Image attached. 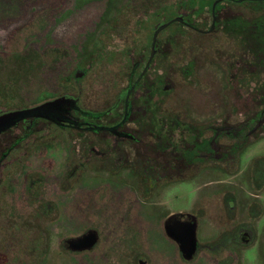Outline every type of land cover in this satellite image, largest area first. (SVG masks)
Masks as SVG:
<instances>
[{"label":"rangeland","instance_id":"rangeland-1","mask_svg":"<svg viewBox=\"0 0 264 264\" xmlns=\"http://www.w3.org/2000/svg\"><path fill=\"white\" fill-rule=\"evenodd\" d=\"M181 1L21 0L9 5L0 0V111L31 108L65 95L80 96L83 108L88 110L112 108L126 90L131 70V63L123 56L124 47L132 45L135 30L144 23L139 39L150 48L154 27L164 16L172 17L168 7L180 5ZM213 1H205L201 16L189 14L191 23L202 31L212 25ZM251 6L257 5L224 3V9L217 14L221 26L214 34L173 26L162 33L164 56L149 73L152 81L162 80V86L172 88L157 100L160 118L179 119L200 132L221 120L229 119L231 124L243 120V101L255 83L249 77L241 79L236 63L252 52L245 37L242 45L239 30L222 23L238 22L240 16L246 25L259 22L264 11H255ZM174 11L183 13L185 9ZM93 54L101 59L83 78L85 89L81 94L76 89H66L63 80L84 68ZM191 63L194 77L186 79L183 69ZM241 85L243 89H239ZM68 136L58 131L55 139L40 141L22 157L17 173L5 184L12 213L25 223L36 216L38 207L52 205V253L40 264H139V260L146 264H186L178 245L166 237L160 217L136 222L145 226V232H141L138 227L128 228L123 217L126 213L114 208L119 198L124 200L121 204L133 197L138 200V191L131 190L134 196L127 187L143 181L140 169L135 173L90 169L71 174L70 162L75 157L73 147L69 152ZM259 150L264 154V144ZM233 166L232 174L222 164L212 173H184L182 183L167 194V200L193 213L196 204L214 197L212 187L217 184L211 182L243 183V153ZM30 181L40 182L34 194L27 189ZM201 222L206 227L210 223L207 216ZM89 229L99 233L96 249L69 255L62 246L64 239ZM209 235L205 228L198 236L204 244ZM200 262L208 263L206 254L201 255Z\"/></svg>","mask_w":264,"mask_h":264},{"label":"flooded vegetation","instance_id":"flooded-vegetation-1","mask_svg":"<svg viewBox=\"0 0 264 264\" xmlns=\"http://www.w3.org/2000/svg\"><path fill=\"white\" fill-rule=\"evenodd\" d=\"M224 3L243 4V0H214L210 6L212 25L207 31L191 23L189 15L201 16L206 6L192 10L185 8L181 2L180 5L172 4L168 7L171 8L172 17L165 19L164 16L153 29L150 48L139 39L141 28L145 27L141 23L135 30L132 45L124 47L123 56L131 63V70L126 90L119 95L112 108L105 111L88 110L83 108L80 96L65 95L47 101L58 100L47 110L51 112L50 118L20 120L0 133V264H40L50 259L52 205L46 204L44 209L38 207L36 216L25 223L18 214L12 213L5 197V184L10 176L17 173L22 157L28 155L40 141L55 139L58 131L69 135L68 147L70 150L74 148L71 174L77 171L86 173L90 169L117 174L123 171L135 173L137 168L140 169L144 175L143 181L127 187L130 191H138V200L133 197L121 204L124 200L119 198L114 203V208L126 213L123 217L128 221V228L138 227L145 232V226H139L136 222H145L150 216H157L163 220L166 237L175 242L167 235V222L173 226L196 220L198 249L193 260L185 261L175 242L184 263L201 264V255L206 254L207 264H264V154L259 150L264 144V18L252 25H246L242 16L238 22L222 23L234 31L239 30L242 45L245 37L252 52L236 63L241 79L249 77L255 83V88H251L252 93L247 94L243 101L246 112L241 121L231 124L229 119L221 120L219 124L208 125L200 132L199 128L179 119L160 118L157 100L172 88L166 84L162 86V80L152 81L149 74L164 56L163 32L173 26L188 27L200 34H214L221 26L217 14L224 9ZM251 7L255 11H264V5ZM177 8H183L185 12L175 14ZM175 19L179 21L170 23ZM166 24L169 25L157 37L155 54L150 62L154 33ZM100 59L98 54L89 56L87 67L78 68L63 80L65 88L76 89L81 94V90L85 89L82 86L83 78ZM183 76L186 79L194 77L193 63L183 69ZM239 89H243V85ZM24 109L30 108L16 110ZM16 110H2L0 116ZM69 152L72 153V150ZM242 153L243 183L211 182L212 185L217 184L212 187L216 192L214 197L196 204L193 213L185 212L167 200V194L182 183L184 173H212L222 164L224 170L232 174L234 172L230 169ZM167 179L169 181H162ZM38 184L40 182L30 181L28 192L34 194L33 190ZM116 185L120 184L117 182ZM205 216L210 221L207 227L201 222ZM205 228L210 235L207 243L203 244L198 235L203 234ZM90 231L98 235V242L92 250H68L65 244L67 239L83 236ZM99 241L98 231L89 229L82 235L64 239L62 246L69 255H83L96 249ZM141 262L146 264L144 260H139V264Z\"/></svg>","mask_w":264,"mask_h":264},{"label":"water","instance_id":"water-1","mask_svg":"<svg viewBox=\"0 0 264 264\" xmlns=\"http://www.w3.org/2000/svg\"><path fill=\"white\" fill-rule=\"evenodd\" d=\"M176 21H179V19H175L171 21L170 23H173ZM169 24L162 25L154 33L153 52H152L150 62L152 61L153 56L155 54L154 48H155V44L157 41V37L159 33L164 28H166ZM150 62L148 64V67L150 65ZM57 103H58V100L53 101V102H47L38 107H33L30 109H24V110H16L13 112H8L0 116V133L4 131L6 128L14 125L16 122L20 120H24V119L31 118V117L50 118L51 112L47 110L48 108L53 107ZM168 223L169 222H167L165 226L167 235L179 245L180 251L185 261L193 260V258L195 257L197 253V249H198L196 220H194L193 222H187L183 224L180 222L179 224H175L173 226H169ZM97 242H98L97 232L90 231L89 233L83 236L67 239L65 241V244L67 245L68 250L71 252H84L87 250H92L97 244ZM141 264H144V263L141 262Z\"/></svg>","mask_w":264,"mask_h":264},{"label":"trees","instance_id":"trees-1","mask_svg":"<svg viewBox=\"0 0 264 264\" xmlns=\"http://www.w3.org/2000/svg\"><path fill=\"white\" fill-rule=\"evenodd\" d=\"M2 1L8 2L7 4H9V5H12L13 3H15V5H16L21 0H2ZM9 2H11V3H9ZM263 2H264V0H243V5L248 3L249 5H258L259 6V5H264ZM182 4L184 5L185 8H190L192 10H194L198 6L201 8L205 6V2L203 0H183V1H181V5Z\"/></svg>","mask_w":264,"mask_h":264}]
</instances>
